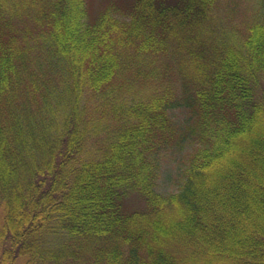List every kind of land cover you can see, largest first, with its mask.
Listing matches in <instances>:
<instances>
[{
	"label": "trees",
	"instance_id": "trees-1",
	"mask_svg": "<svg viewBox=\"0 0 264 264\" xmlns=\"http://www.w3.org/2000/svg\"><path fill=\"white\" fill-rule=\"evenodd\" d=\"M0 264H264V0H0Z\"/></svg>",
	"mask_w": 264,
	"mask_h": 264
},
{
	"label": "rangeland",
	"instance_id": "rangeland-1",
	"mask_svg": "<svg viewBox=\"0 0 264 264\" xmlns=\"http://www.w3.org/2000/svg\"><path fill=\"white\" fill-rule=\"evenodd\" d=\"M92 10L95 12L108 2H120L124 4L127 0H90ZM173 122L177 127L183 128L189 124L188 112L177 109L171 112ZM191 148L186 145L172 147L167 149L161 158V169L158 179V190L161 192H172L177 189L182 170L186 164L187 156ZM133 207L138 206L136 199L131 200Z\"/></svg>",
	"mask_w": 264,
	"mask_h": 264
}]
</instances>
